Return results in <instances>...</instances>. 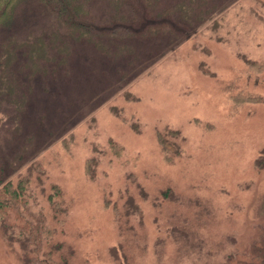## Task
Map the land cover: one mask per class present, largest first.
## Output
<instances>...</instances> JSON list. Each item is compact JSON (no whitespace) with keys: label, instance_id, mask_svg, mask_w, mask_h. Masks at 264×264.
Wrapping results in <instances>:
<instances>
[{"label":"rangeland","instance_id":"1","mask_svg":"<svg viewBox=\"0 0 264 264\" xmlns=\"http://www.w3.org/2000/svg\"><path fill=\"white\" fill-rule=\"evenodd\" d=\"M87 7L111 28L104 0ZM179 19L165 20L179 39L163 20L146 37L145 22L123 58L71 43L62 65L21 79V112L0 106V188L26 179L68 264H233L264 250V0H208L198 21ZM51 28L64 30L21 1L0 45ZM0 264H21L1 231Z\"/></svg>","mask_w":264,"mask_h":264},{"label":"trees","instance_id":"2","mask_svg":"<svg viewBox=\"0 0 264 264\" xmlns=\"http://www.w3.org/2000/svg\"><path fill=\"white\" fill-rule=\"evenodd\" d=\"M21 1L25 0H0V23L11 15L13 6ZM34 1L41 4L51 18L59 21L65 31L51 28L30 34L23 41L10 37L0 45V106L4 102L10 103L15 106L16 113L22 111L25 103L24 97L19 95L21 79L26 77V73L45 74L47 62L57 61L58 66L62 65L70 52L71 43L83 41L107 57L123 58L130 52L129 45L124 41L140 34L142 31L138 29L145 22V26H148L143 31L146 37L156 34L153 30L155 27L151 26L155 24L148 22L151 20H163L162 29L167 35V32H172V28L165 20L172 18L173 13L179 14V21L189 26L198 21V16L208 3V0L183 1L168 12L159 9V0H104L111 28L102 30L95 26L88 10L90 0ZM172 33L174 39H179L178 34ZM23 155V152H18L16 161ZM9 184L0 188V231L9 244H17L21 264H68L63 254L70 252L60 241L51 240L53 231L47 228L41 214L35 216L30 213L26 199H30L31 189L26 179L19 178L15 185ZM53 189L47 196L48 200L55 193ZM51 202L50 209L57 220V207L55 201ZM22 211L27 215L24 221ZM259 250V255H255L253 250L244 255V262L234 261L233 264H264V250Z\"/></svg>","mask_w":264,"mask_h":264}]
</instances>
